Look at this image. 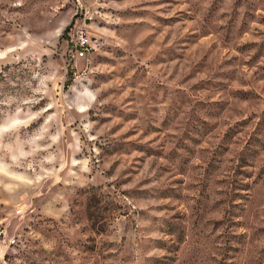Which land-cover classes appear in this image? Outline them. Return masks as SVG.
Masks as SVG:
<instances>
[{
    "label": "rangeland",
    "instance_id": "374dc122",
    "mask_svg": "<svg viewBox=\"0 0 264 264\" xmlns=\"http://www.w3.org/2000/svg\"><path fill=\"white\" fill-rule=\"evenodd\" d=\"M0 264H264V0H0Z\"/></svg>",
    "mask_w": 264,
    "mask_h": 264
},
{
    "label": "built area",
    "instance_id": "2783aa9c",
    "mask_svg": "<svg viewBox=\"0 0 264 264\" xmlns=\"http://www.w3.org/2000/svg\"><path fill=\"white\" fill-rule=\"evenodd\" d=\"M71 37L72 43L76 49H81L83 52L90 53L95 48L96 41H93L94 39L87 35L85 29L81 26L74 28ZM20 210L19 208L18 212H20Z\"/></svg>",
    "mask_w": 264,
    "mask_h": 264
}]
</instances>
